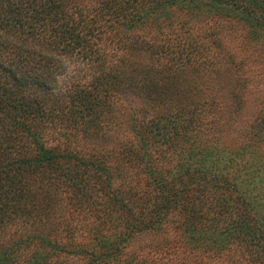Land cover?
<instances>
[{"label": "rangeland", "instance_id": "374dc122", "mask_svg": "<svg viewBox=\"0 0 264 264\" xmlns=\"http://www.w3.org/2000/svg\"><path fill=\"white\" fill-rule=\"evenodd\" d=\"M139 1L144 3L141 21L133 28L122 27L117 35L108 32L100 43L103 57L109 59L106 68L113 64L117 74L123 68L127 73L136 71L125 80L133 86L122 82L119 90L112 89L110 120L104 119L96 127L78 121L75 128L67 127L72 133L67 141L112 166L118 197L137 211L144 224L152 223L146 219L156 213L163 198L162 177L171 179L168 185L177 186L178 175L195 171L189 196L168 211L158 229L134 233L128 239L126 233L134 228V221L122 219L118 211L99 200L91 203L85 194L74 196L61 176L46 170L39 178L45 189L56 194L51 218L63 216L60 220L76 225L74 237L62 235L63 241L72 240L93 254L109 253L123 240L119 260L105 264H264V241L247 232L253 212L238 208L235 192L217 184L206 185L196 172L205 169L244 191L264 223V25L213 0ZM259 1L258 5L264 3ZM101 2L83 0L89 6ZM118 36L122 38L118 40ZM169 56L203 63L198 68L186 65L179 73L190 102L178 114L175 104H153L136 93L144 84L169 90L164 66ZM141 68L145 72L138 70ZM90 70L82 57L68 56L59 70L58 86L90 76ZM189 118L193 123L188 139L179 137L173 143L160 131L163 126L171 129L172 119ZM168 133L173 134V129ZM44 137L52 145L62 140L51 131ZM40 224L38 221L36 226ZM30 229L24 224L17 230L12 227L6 236L11 241L7 239L5 244L25 238ZM31 245L30 249L36 248ZM53 250L46 248L47 258L60 264L87 260L82 252L57 255Z\"/></svg>", "mask_w": 264, "mask_h": 264}, {"label": "trees", "instance_id": "16d2710c", "mask_svg": "<svg viewBox=\"0 0 264 264\" xmlns=\"http://www.w3.org/2000/svg\"><path fill=\"white\" fill-rule=\"evenodd\" d=\"M213 1L216 5L230 6L251 15L255 22L264 25V3L258 5V0ZM143 6L139 0H103L96 6H89L83 0H0V264H60L58 260L47 258V247L54 249L52 252L57 255L63 251L82 252L87 260L81 264L119 260L124 244L121 239L104 255L90 253L72 240L63 241L62 235L72 239L78 229L71 221L60 220L63 216L57 220L51 218L50 208L56 194L45 189L39 178L46 170L61 176L74 196L79 194L80 198L85 194L91 203L99 200L100 204L118 211L122 219L134 221V228L126 233L128 239H133L134 233L158 229L168 211L189 196V182L195 171H187L186 176L178 175L177 186L168 185L171 179L162 177L163 198L158 202L156 213L141 211L155 213L146 219L152 223L144 224L139 221L137 211H132L127 202L118 197L114 186L116 172L112 166L72 147L67 141L72 136L68 126L75 128L80 121L87 127H96L104 119H111L108 103L112 89L119 90L121 83L127 84L125 80L136 71L127 73L123 68L121 74H117L113 64L106 68L109 59L103 57L100 43L108 32L117 35L122 27L133 28L144 16L140 12ZM121 38L118 36V40ZM131 46L136 49L134 42ZM72 55L82 57L93 70L90 76L72 80L67 85L66 96H54L50 84L59 88L56 77L63 60ZM168 60L164 66L168 71L169 90H156L144 84L136 93L149 98L153 104H175L177 111L174 113L178 114V110H184L190 102L183 92L185 83L180 80L179 73L184 72L186 65L198 68L203 63L196 65L194 59L181 61V57L173 56ZM138 70L144 71L143 68ZM127 86H133L132 81L129 80ZM180 121L172 119L171 129L165 130L163 126L160 130L173 143L179 137L188 139V128L193 123L192 118ZM172 129L173 134L168 133ZM49 131L57 133L62 140L49 144L44 137ZM196 172L201 174L206 185L217 184L223 190L235 192L234 203L238 208L253 212L247 232L262 243L264 223L258 220L254 204H249L245 192L220 175L202 168ZM207 174L209 177H205ZM38 221H41L39 227L36 226ZM22 224L27 229L31 227L29 233L25 238L10 242L6 236L11 228L17 230ZM7 239L10 243L5 244ZM97 241L104 244L101 239ZM31 244L36 248L30 249ZM68 244L74 246L69 248Z\"/></svg>", "mask_w": 264, "mask_h": 264}, {"label": "clouds", "instance_id": "9594fccd", "mask_svg": "<svg viewBox=\"0 0 264 264\" xmlns=\"http://www.w3.org/2000/svg\"><path fill=\"white\" fill-rule=\"evenodd\" d=\"M58 83H60V78L56 77ZM51 92L54 96L62 97L66 96L69 92V86L56 87L54 84H50Z\"/></svg>", "mask_w": 264, "mask_h": 264}]
</instances>
